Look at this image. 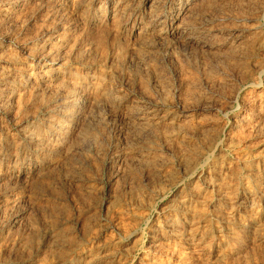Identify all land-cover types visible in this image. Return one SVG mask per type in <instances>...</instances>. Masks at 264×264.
I'll return each mask as SVG.
<instances>
[{
  "label": "rangeland",
  "instance_id": "1",
  "mask_svg": "<svg viewBox=\"0 0 264 264\" xmlns=\"http://www.w3.org/2000/svg\"><path fill=\"white\" fill-rule=\"evenodd\" d=\"M67 1L0 0V264H264V0Z\"/></svg>",
  "mask_w": 264,
  "mask_h": 264
},
{
  "label": "bare ground",
  "instance_id": "2",
  "mask_svg": "<svg viewBox=\"0 0 264 264\" xmlns=\"http://www.w3.org/2000/svg\"><path fill=\"white\" fill-rule=\"evenodd\" d=\"M65 1H66V0H65ZM255 1H256V0H255ZM61 2H62V0H61ZM90 2H91V1H90ZM140 2H141V1H140ZM213 2H214V1H213ZM48 3H49V2H48ZM136 3H137V2H136ZM178 3H179V2H178ZM200 3H201V2H200ZM224 3H225V2H224ZM241 3H242V2H241ZM263 3H264V2H263ZM63 4H64V3H63ZM67 4H69V5H74V4H75V0H68V1H67ZM202 4H203V3H202ZM206 4H207V3H206ZM217 4H218V3H217ZM254 4H255V3H254ZM61 5H62V4H61ZM81 5H82V4H81ZM83 5H84V4H83ZM118 5H119V4H118ZM198 5H199V4H198ZM200 5H201V4H200ZM175 6H176V5H175ZM201 6H202V5H201ZM64 7H65V6H64ZM82 7H83V6H82ZM85 7H86V6H85ZM115 7H116V6H115ZM117 7H118V6H117ZM196 7H197V6H196ZM211 7H212V6H211ZM211 7H210V9H211ZM244 7H245V6H244ZM71 8H72V7H71ZM74 8H75V7H74ZM83 8H84V7H83ZM198 8H199V7H198ZM206 8H207V7H206ZM215 8H216V7H215ZM111 9H112V8H111ZM71 10H74V9H71ZM77 10H78V9H77ZM87 10H88V9H87ZM114 10H115V8L112 9V10H110V11H114ZM176 10H177V9H176ZM201 10H202V9H201ZM226 10H227V9H226ZM51 11H52V10H51ZM102 11H103V10H102ZM86 12H87V11H86ZM95 12H96V11H95ZM117 12H118V11H117ZM98 13H99V12H98ZM107 13H108V12H107ZM187 13H188V12H187ZM217 13H219V12H217ZM225 13H226V12H225ZM81 14H82V12H81ZM160 14H161V13H160ZM226 14H227V13H226ZM57 15H58V14H57ZM98 15H99V14H98ZM101 15H102V14H101ZM103 15H104V14H103ZM187 15H188V14H187ZM207 15H208V14H207ZM236 15H237V14H236ZM85 16H86V15H85ZM91 16H92V15H91ZM91 16H89V17H91ZM93 16H95V15H93ZM159 16H160V15H159ZM185 16H186V15H185ZM238 16H239V15H238ZM238 16H236V17H238ZM98 17H99V16H98ZM113 17H114V16H113ZM118 17H119V15H118ZM92 18H93V17H92ZM104 18H105V17H104ZM114 18H115V17H114ZM121 18H122V17H121ZM205 18H206V17H205ZM246 18H247V17H246ZM100 19H101V18H100ZM117 19H118V18H117ZM117 19H116V20H117ZM119 19H120V18H119ZM200 19H201V18H200ZM200 19H199V20H200ZM85 20H86V19H85ZM82 21H84V20H82ZM91 21H92V20H91ZM91 21H90V22H91ZM94 21H95V19H94ZM117 21H118V20H117ZM191 21H192V20H191ZM95 22L100 23V21H97V20H96ZM114 22L116 23V21H114ZM180 22H181V21H180ZM187 22H188V21H187ZM208 22H209V21H208ZM111 23H112V22H111ZM118 23H119V22H118ZM198 23H199V22H198ZM93 24H94V23H93ZM116 24H117V23H116ZM254 24H255V23H254ZM198 25H199V24H198ZM223 25H224V24H223ZM229 25H230V24H229ZM116 26H117V25H116ZM149 26H150V25H149ZM182 26H183V25H182ZM182 26H181V27H182ZM184 26H185V25H184ZM236 26H237V25H236ZM104 27H105V26H104ZM151 27H152V26H151ZM205 27H206V26H205ZM240 27H241V26H240ZM244 27H245V26H244ZM148 28H149V27H148ZM152 28H153V27H152ZM217 28H218V27H217ZM229 28H230V27H229ZM113 29H114V28H113ZM113 29H112V30H113ZM120 29H121V28H120ZM106 30H107V29H106ZM141 30H142V29H141ZM143 30H144V29H143ZM173 30H174V29H173ZM200 30H201V29H200ZM145 31H147V30L145 29ZM197 31H198V30H197ZM119 32H120V31H119ZM149 32H150V31H149ZM155 32H156V31H155ZM171 32H172V33H171L170 35H173V36L177 37V39H178V38H181L182 41H183V39L186 40V41L188 40V38L185 37V35L183 34V31H180V28H179V27L177 28V31H176V30H174V31L171 30ZM115 33H116V31H115ZM143 33H144V32H143ZM157 33H158V31H157ZM120 34H121V33H120ZM139 34H140V33H139ZM139 34H137V35H139ZM147 34H148V33H147ZM155 34H156V33H155ZM158 34H159V33H158ZM185 34H186V33H185ZM140 35H141V37H142V34H140ZM115 36H116V35H115ZM93 37H94V36H93ZM143 37H144V36H143ZM143 37H142V38H143ZM146 37H147V35H146ZM74 38H75V37H74ZM111 38H112V37H111ZM115 38H116V37H115ZM149 38H151V37H149ZM149 38H148V39H149ZM173 38H174V37H173ZM192 38H193V37H192ZM64 39H65V38H64ZM137 39H138V38H137ZM152 39H153V38H152ZM161 39H162V38H161ZM190 39H191V38H190ZM195 39H196V38H195ZM115 40H116V39H115ZM142 40H143V39H142ZM252 40H253V39H252ZM138 41H141V40L138 39ZM144 41H145V38H144ZM147 41H148V40H147ZM147 41H146V42H147ZM153 41H154V40H153ZM186 41H185V43H187ZM176 42H177V41H176ZM191 42H193V41H191ZM207 42H208V41H207ZM232 42H233V41H232ZM70 43H71V42H70ZM114 43H115V42H114ZM137 43H138V42H137ZM142 43H144V42H142ZM148 43H149V42H148ZM148 43H146V44H148ZM93 44H94V43H93ZM93 44H92V45H93ZM139 44H141V43H139ZM44 45H45V44H44ZM115 45H116V44H115ZM115 45H114V46H115ZM121 45L123 46V44H121ZM143 45H144V44H143ZM143 45H142V46H143ZM80 46H81V45H80ZM93 46H94V45H93ZM95 46H96V44H95ZM98 46H99V45H98ZM105 46H106V44H105ZM116 46H118V45H116ZM248 46H249V45H248ZM91 47H92V46H91ZM106 47H107V46H106ZM144 47H145V45H144ZM232 47H233V46H232ZM236 47H237V46H236ZM37 48H38V47H37ZM56 48H57V47H56ZM69 48H70V47H69ZM95 48H96V47H95ZM102 48H103V47H102ZM246 48H247V47H246ZM57 49H58V48H57ZM117 49H118V48H117ZM123 49H124V47H122V50H123ZM141 49H142V48H141ZM198 49H199V48H198ZM233 49H234V48H233ZM238 49H239V48H238ZM238 49H237V50H238ZM251 49H252V48H251ZM58 50H59V49H58ZM70 50H71V49H70ZM70 50H69V51H70ZM73 50H74V49H73ZM114 50H115V49H114ZM119 50H120V49H119ZM119 50H118V52H119ZM231 50H232V48H231ZM253 50H254V48H253ZM77 51H78V50H77ZM100 51H101V50H100ZM103 51H104V48H103ZM103 51H102V52H103ZM131 51H132V50H131ZM138 51H139V50H138ZM201 51H202V50H201ZM222 51H223V50H222ZM104 52H105V51H104ZM104 52H103V53H104ZM146 52H147V51H146ZM216 52H217V51H216ZM232 52H233V51H232ZM246 52H247V51H246ZM248 52H249V50H248ZM121 53H122V52H121ZM121 53H120V54H121ZM133 53H135V52H133ZM140 53H141V51H140ZM144 53H145V52H144ZM212 53H213V51H212ZM230 53H231V52H230ZM94 54H95V53H94ZM104 54H105V53H104ZM123 54H124V53H123ZM150 54H151V53H150ZM231 54H232V53H231ZM242 54H243V52H242ZM244 54H245V50H244ZM244 54H243V55H244ZM84 55H85V54H84ZM117 55H118V54H117ZM240 55H241V54H240ZM246 55H247V54H246ZM145 56H146V54H145ZM227 56H228V55H227ZM232 56H234V55L232 54ZM249 56H250V55H249ZM3 57H4V56H3ZM111 57H112V56H111ZM120 58H122V57H120ZM138 58H139V57H138ZM229 58H230V57H229ZM233 58H234V57H233ZM112 59H113V58H112ZM117 59H119V57H118ZM139 59H140V58H139ZM244 59H245V58H244ZM247 59H248V58H247ZM96 60H97V59H96ZM137 60H138V59H137ZM140 60H141V59H140ZM143 60H144V59H143ZM204 60H205V59H204ZM252 60H253V59H252ZM102 61H103V60H102ZM120 61H121V60H120ZM233 61H234V60H233ZM246 61H247V60H246ZM246 61H245V62H246ZM142 62H143V61H142ZM82 63H83V62H82ZM109 63H110V62H109ZM225 63H226V62H225ZM229 63H230V61H229ZM229 63H228V64H229ZM233 63H234V62H233ZM242 63H243V62H242ZM228 64H227V65H228ZM231 64H232V63H231ZM147 65H148V64H147ZM152 66H153V65H152ZM241 66H242V65H241ZM243 66H244V65H243ZM112 67L114 68V66H112ZM178 67H179V66H178ZM115 68H116V67H115ZM181 68H182V67H181ZM233 68H234V67H233ZM20 69H21V68H20ZM49 69H50V68H49ZM182 69H183V68H182ZM182 69H180V70H182ZM239 69H240V68H239ZM117 70H118V69H117ZM117 70H116V71H117ZM26 71H27V70H26ZM67 71H68V70H67ZM73 71H74V70H73ZM241 71H242V70H241ZM54 72H55V71H54ZM57 72H58V71H57ZM59 72H60V71H59ZM101 72H102V70H101ZM101 72H99V73H101ZM115 73H116V72H115ZM179 73H180V72H179ZM107 74H108V73H107ZM210 74H211V73H210ZM213 74H214V73H213ZM224 74H225V73H224ZM248 74H249V73H248ZM0 75H1V74H0ZM62 75H63V74H62ZM71 75H72V74H71ZM101 75H102V74H101ZM178 75H179V74H178ZM194 75H195V74H194ZM194 75H193V76H194ZM1 76H2V75H1ZM75 76H76V75H75ZM75 76H74V77H75ZM142 76H143V75H142ZM187 76H188V75H187ZM189 76H190V75H189ZM195 76H196V75H195ZM214 76H215V75H214ZM218 76H219V75H218ZM32 77H33V76H32ZM57 77H58V75H57ZM78 77H79V76H77V79H78ZM145 77H146V76H145ZM159 77H160V76H159ZM49 78H50V77H49ZM81 78H82V77H81ZM190 78H191V77H190ZM209 78H210V77H209ZM218 78H219V77H218ZM51 79H52V78H51ZM93 79H94V78H93ZM57 80H58V79H57ZM57 80H56V81H57ZM98 80H99V79H98ZM187 80H189V79H187ZM191 80H192V79H191ZM193 80H194V79H193ZM193 80H192V81H193ZM210 80H211V79H210ZM38 81H39V80H38ZM50 81H51V80H50ZM52 81H53V80H52ZM72 81H73V80H72ZM78 81H79V80H78ZM81 81H82V80H81ZM137 81H138V80H137ZM160 81H161V80H160ZM20 82H21V81H20ZM83 82H84V81H83ZM85 82H86V81H85ZM85 82H84V83H85ZM92 82H93V81H92ZM92 82H91V83H92ZM194 82H195V81H194ZM11 83H12V82H11ZM70 83H71V82H70ZM96 83H97V82H96ZM189 83H191V82H189ZM189 83H188V84H189ZM58 84H62V83L60 82V83H58ZM78 84H79V83H78ZM94 84H95V83H94ZM164 84H165V83H164ZM53 85H54V84H53ZM71 85H72V84H70V88H71ZM76 85H77V84H76ZM185 85H186V84H185ZM192 85H193V84H192ZM57 86H58V85H57ZM59 86H60V85H59ZM61 86H62V85H61ZM63 86H64V85H63ZM72 86H73V85H72ZM82 86H83V85H82ZM105 86H106V85H105ZM105 86H104V87H105ZM166 86H167V85H166ZM193 86H194V85H193ZM19 87H20V86H19ZM89 87H90V86H89ZM152 87H153V86H152ZM185 87L188 88L187 86H185ZM185 87H184V88H185ZM189 87H190V85H189ZM78 88H79V87H78ZM139 88H140V87H139ZM146 88H147V87H146ZM169 88H170V87H169ZM74 89H75V87H74ZM76 89H77V88H76ZM180 89H181V88H180ZM191 89H194V88H191ZM196 89H197V88H196ZM64 90H67V89H64ZM71 90H72V89H71ZM83 90H84V88H83ZM92 90H93V88H92ZM107 90H108V89H107ZM107 90H106L105 92H107ZM186 90H187V89H185L184 91L186 92ZM1 91H2V90H1ZM32 91H33V90H32ZM88 91H89V90H88ZM117 91H118V90H117ZM196 91H197V90H196ZM67 92H68V90H67ZM94 92H95V96H96V97H98V96L101 97L102 95H105V94H104V91H103V88H101V85H100V86H96ZM148 92H149V91H148ZM48 93H49V92H48ZM70 93H71V92H70ZM70 93H69V94H70ZM72 93H73V92H72ZM84 93H85V92H84ZM108 93H109V91H108ZM183 93H184V92H183ZM188 93H189V92H188ZM188 93H187V94H188ZM190 93H191V92H190ZM190 93H189V95H190ZM33 94H34V93H33ZM110 94H111V93H109V95H110ZM180 94H181V93H180ZM185 94H186V93H185ZM67 95H68V93H67ZM74 95H75V94H74ZM106 95H107V94H106ZM59 96H60V95H59ZM70 96H71V95H70ZM110 96H111V95H110ZM149 96H150V95H149ZM100 97H99V98H100ZM184 97H185V96H184ZM192 97H193V96H192ZM94 98H95V97H94ZM101 98H102V97H101ZM109 98L111 99L112 97H109ZM151 98H152V97H151ZM52 99H53V98H52ZM88 99H90V98H88ZM95 99H96V98H95ZM178 99H179V98H178ZM188 99H189V98H188ZM191 99H192V98H190L189 100H191ZM102 100L104 101L103 98H102ZM112 100H113V99H112ZM161 100H162V99H161ZM168 100H169V99H168ZM182 100H183V99H182ZM186 100H187V99H186ZM189 100H188V101H189ZM49 101H50V100H49ZM91 101H92V100H91ZM116 101H117V100H116ZM188 101H187V102H188ZM119 102H120V101H119ZM98 103H99V102H98ZM103 103H104V102H103ZM132 103H133V102H132ZM168 103H169V102H168ZM89 104H90V103H89ZM108 104H109V103H108ZM111 104H112V103H111ZM61 105H62V104H61ZM81 106H82V105H81ZM84 106H85V105H84ZM111 107H112L113 109H117V108H118V104L114 101V103H113V105H112ZM258 107H259V106H258ZM260 107H261V106H260ZM19 108H20V107H19ZM59 108H60V107H59ZM102 108H103V107H102ZM140 109H141V108H140ZM262 109H263V108H262ZM186 110H188V108H187ZM36 111H37V110H36ZM32 112H33V111H32ZM36 113H37V112H36ZM80 113H81V112H80ZM111 113H112V112H111ZM117 113H118V111H117ZM135 113H136V112H135ZM114 114H116V112H115ZM174 114H176V113H174ZM200 114H201V113H200ZM23 115H24V114H23ZM135 115H136V114H135ZM155 115H156V114H155ZM161 115H163V114H161ZM253 115H254V114H253ZM87 116H88V115H87ZM98 116H99V115H98ZM197 116H198V115H197ZM203 117H204V115H203ZM83 118H84V117H83ZM109 118H110V117H109ZM112 118H113V117H112ZM159 118H160V117H159ZM161 118H162V116H161ZM163 118H164V117H163ZM143 119H144V118H143ZM170 119H172V118H170ZM170 119H168V120H170ZM130 120H131V119H130ZM139 120H140V119H139ZM173 120H174V119H173ZM186 120H187V119H186ZM196 120H197V119H196ZM145 121H146V120H145ZM152 121H153V120H152ZM157 121H158V120H157ZM165 121H166V120H165ZM179 121H180V120H179ZM197 121H198V120H197ZM140 122H141V120H140ZM140 122H137V123H139V125H141ZM142 122H144V121H142ZM149 122H150V121H149ZM153 122H154V121H153ZM161 122H162V121H161ZM161 122H159V123H161ZM173 122H174V121H173ZM177 122H178V121H177ZM184 122H188V120H187V121H184ZM184 122H183V123H184ZM261 122H262V121H261ZM150 123H151V122H150ZM178 123H179V122H178ZM183 123H182V124H183ZM255 123H257V120H256ZM64 124H65V123H64ZM131 124H133V123H131ZM156 124H157V123H156ZM163 124H165V122L162 123V125H163ZM171 124H172V123H171ZM186 124H187V123H186ZM198 124H199V123H198ZM220 124H221V123H220ZM248 124H249V123H248ZM82 125H83V124H82ZM135 125H136V123H135ZM147 125L149 126V124H147ZM154 125H155V123H154ZM167 125H168V124H167ZM190 125H191V124H190ZM130 126H131V125H130ZM143 126H146L145 123H144ZM150 126H151V124H150ZM156 126H157V125H156ZM156 126H155V128H156ZM158 126H159V125H158ZM193 126H194V125H193ZM81 127H82V126H81ZM85 127H86V126H85ZM135 127L138 128L137 126H135ZM146 127H147V126H146ZM159 127H160V126H159ZM176 127H177V126H176ZM180 127H182V126H180ZM187 127H188V126H187ZM189 127H191V126H189ZM194 127H195V126H194ZM82 128H83V127H82ZM87 128H88V126H87ZM149 128H150V127H149ZM167 128H168V127H167ZM182 128H184V127H182ZM33 129H34V128H33ZM84 129H85V128H84ZM90 129H91V128H90ZM143 129H144V127H143ZM150 129H151V128H150ZM157 129H158V128H157ZM170 129H171V128H170ZM178 129H179V126H178ZM189 129H190V128H189ZM212 129H213V128H212ZM24 130H26V129H24ZM36 130H37V129H36ZM91 130H92V129H91ZM91 130H90V131H91ZM101 130H102V129H101ZM148 130H149V129H148ZM181 130H182V129H181ZM183 130H184V129H183ZM197 130H199V128H198ZM30 131H32V130H30ZM82 131H84V130H82ZM92 131L94 132V130H92ZM143 131H144V130H143ZM143 131H142V133H141V132H140V133L143 134ZM165 131H166V130H165ZM165 131H164V132H165ZM167 131H168V130H167ZM201 131H202V130H201ZM248 131H249V130H248ZM86 132H89L88 129L86 130ZM168 132H169V131H168ZM29 133H30V132H29ZM31 133H32V132H31ZM66 133H67V132H66ZM136 133H137V132H136ZM136 133H134V134H136ZM140 133H139V134H140ZM149 133H150V131H149ZM151 133H152V132H151ZM169 133H170V132H169ZM233 133H234V132H233ZM37 134H38V133H37ZM81 134H84V133H81ZM90 134H91V133H90ZM90 134H89V135H90ZM97 134H98V133H97ZM165 134H167V132H165ZM253 134H254V133H253ZM29 135H30V134H29ZM32 135L34 136V134H32ZM76 135H77V134H76ZM91 135H92V134H91ZM91 135H90V136H91ZM24 136H25V135H24ZM33 136H32V137H33ZM83 136H85V135H83ZM163 136H164V134H163ZM166 136H167V135H166ZM186 136H187V135H186ZM26 137H27V136H26ZM86 137H88V134H87ZM95 137H96V136H95ZM95 137H94V138H95ZM140 137H142V136H140ZM156 137H157V136H156ZM238 137H240V136H238ZM1 138H2V137H1ZM8 138H9V137H8ZM10 138H11V137H10ZM77 138H78V137H77ZM77 138H75V139H77ZM79 138H80V137H79ZM98 138H99V137H98ZM98 138H96V139H98ZM207 138H208V137H207ZM30 139H31V137H30ZM33 139H34V138H33ZM82 139H83V138H82ZM84 139H85V138H84ZM87 139H88V138H87ZM90 139H91V138H89V140H90ZM138 139H139V138H138ZM158 139H159V138H158ZM183 139H184V138H183ZM201 139H202V138H201ZM226 139H227V138H226ZM236 139H237V138H236ZM56 140H57V139H56ZM93 140H94V139H92V142H93ZM126 140H127V139H126ZM141 140H142V139H141ZM180 140H182V138H181ZM237 140H238V139H237ZM237 140H236V141H237ZM39 141H40V140H39ZM39 141H38V144H41V142H39ZM63 141H64V140H63ZM65 141H66V140H65ZM84 141H85V140H84ZM87 141H88V140H87ZM96 141H97V140H96ZM173 141H175V140H173ZM224 141H225V140H224ZM241 141H242V140H241ZM139 142H140V141H139ZM150 142H151V141H150ZM153 142H154V141H152V143H153ZM159 142H160V139H159ZM60 143H61V142H60ZM64 143H65V142H64ZM89 143H90V142H89ZM94 143L96 144V142H94ZM99 143H100V142H99ZM145 143H146V142H145ZM176 143H177V142H176ZM82 144H83V143H82ZM86 144H88V143H86ZM91 144H92V143H91ZM150 144H151V143H150ZM172 144H173V143H172ZM21 145H22V144H21ZM46 145H47V144H46ZM48 145H49V144H48ZM83 145H85V142H84ZM83 145H81V147H82ZM142 145H143V144H142ZM9 146H10V145H9ZM14 146H15V145H14ZM157 146H158V145H157ZM247 146H248V145H247ZM47 147H49V146H47ZM50 147H51V146H50ZM96 147H97V146H96ZM96 147H95V148H96ZM98 147H99V146H98ZM134 147H135V146H134ZM151 147H152V146H151ZM249 147H250V146H249ZM249 147H248V149H249ZM254 147H255V146H254ZM263 147H264V146H263ZM82 148H83V147H82ZM101 148H102V147H101ZM153 148H154V147H153ZM177 148H178V147H177ZM2 149H3V148H2ZM60 149H61V148H60ZM98 149H99V148H98ZM32 150H33V149H32ZM50 150H51V149H50ZM55 150H56V149H55ZM104 150H105V149H104ZM263 150H264V149H263ZM35 151H36V150H35ZM158 151H159V150H158ZM168 151H169V150H168ZM220 151H221V150H220ZM260 151H261V150H260ZM84 152H85V151H84ZM125 152H126V151H125ZM56 153H57V152H56ZM104 153H105V152H104ZM143 153H144V152H143ZM164 153H165V152H164ZM164 153H163V154H164ZM179 153H180V152H179ZM81 154H82V153H81ZM87 154H88V153H87ZM98 154H99V153H98ZM221 154H222V153H221ZM261 154H262V153H261ZM68 155H69V154H68ZM129 155H130V154H129ZM149 155H150V154H149ZM210 155H211V154H210ZM89 156H90V155H89ZM89 156H88V157H89ZM140 156H141V155H140ZM140 156H139V157H140ZM221 156H222V155H221ZM235 156H236V155H235ZM248 156H249V155H248ZM250 156H251V155H250ZM49 157H50V156H49ZM58 157H59V156H58ZM77 157H78V155H77ZM86 157H87V156H86ZM103 157H104V156H103ZM161 157H162V156H161ZM206 157H207V156H206ZM51 158H52V157H51ZM54 158L56 159V157H54ZM81 158H82V157H81ZM104 158H105V157H104ZM159 158H160V157H159ZM180 158H181V157H180ZM235 158H236V157H235ZM55 159H53V160H55ZM57 159H58V158H57ZM64 159H65V158H64ZM69 159H70V158H69ZM140 159H141V157H140ZM144 159H145V158H144ZM147 159H149V158H147ZM147 159H145V160H147ZM241 159H242V158H241ZM48 160H49V159H48ZM79 160H80V159H79ZM145 160L143 161V163L146 162ZM151 160H153V159H151ZM157 160H158V159H157ZM160 160H162V159H160ZM222 160H223V159H222ZM74 161H75V160H74ZM85 161H86V160H85ZM141 161H142V160H141ZM228 161H229V160H228ZM47 162H48V161H47ZM52 162H53V161H52ZM55 162H56V161H55ZM55 162H54V163H55ZM65 162H66V161H65ZM65 162H64V163H65ZM98 162H99V161H98ZM241 162H242V161H241ZM256 162H257V161H256ZM263 162H264V161H263ZM37 163H38V162H37ZM151 163H152V162H151ZM169 163H170V162H169ZM60 164H61V163H60ZM206 164H207V163H206ZM218 164H219V163H218ZM244 164H245V163H244ZM56 165H57V164H56ZM99 165H100V164H99ZM141 165H142V164H141ZM143 165H144V164H143ZM143 165H142V166H143ZM150 165H151V164H150ZM153 165H154V164H153ZM160 165H161V164H160ZM245 165H246V164H245ZM245 165H243V166L245 167ZM24 166H25V165H24ZM142 166H141V167H142ZM66 167H67V165H66ZM74 167H75V166H74ZM126 167H127V166H126ZM145 167H146V166H145ZM150 167H151V166H150ZM171 167H172V166H171ZM251 167H252V166H251ZM254 167H255V166H254ZM50 168H51V167H50ZM186 168H187V167H186ZM245 168L248 169V167H245ZM52 169H53V168H52ZM65 169H66V168H65ZM99 169H100V168H99ZM167 169H169V168H167ZM167 169H166V170H167ZM193 169H194V168H193ZM227 169H228V168H227ZM236 169H237V168H236ZM236 169H235V170H236ZM241 169H242V168H241ZM250 169H251V168H250ZM58 170H59V169H58ZM66 170H68V169H66ZM131 170H132V169H131ZM135 170H136V168H135ZM182 170H183V169H182ZM182 170H181V171H182ZM203 170H204V169H203ZM43 171H44V170H43ZM47 171H48V170H47ZM84 171H85V170H84ZM95 171H96V170H95ZM126 171H128V170H126ZM236 171H237V170H236ZM236 171H235V172H236ZM253 171H254V170H252V172H253ZM75 172H76V171H75ZM221 172H222V171H221ZM235 172H234V173H235ZM249 172H250V171H249ZM254 172H255V171H254ZM90 173H91V172H90ZM183 173H185V172H183ZM187 173H188V172H187ZM246 173H247V171H246ZM246 173H245V174H246ZM232 174H233V172H232ZM236 174H237V173H236ZM245 174H244V176H245ZM248 174H249V173H248ZM252 174H253V173H252ZM147 175H148V174H147ZM177 175H178V174H177ZM180 175H181V174H180ZM209 175H210V174H209ZM246 175H247V174H246ZM254 175H255V173H254ZM262 175H263V174H262ZM190 176H191V175H190ZM207 176H208V175H207ZM242 176H243V175H242ZM79 177H80V175H79ZM147 177H148V176H147ZM161 177H162V176H161ZM214 177H215V176H214ZM233 177H234V176H233ZM237 177H238V176H237ZM245 177H246V176H245ZM228 179H229V178H228ZM232 179H233V178H232ZM81 180H82V179H81ZM86 180H87V179H86ZM96 180H97V179H96ZM256 180H257V179H256ZM260 180H261V179H260ZM26 181H27V179H26ZM234 181H235V180H234ZM74 182H75V181H74ZM222 182H223V181H222ZM237 182H238V180H237ZM237 182H236V183H237ZM241 182H242V180H241ZM250 182H251V181H250ZM254 182H255V180H254ZM259 182H260V181H259ZM211 183H212V182H211ZM224 183H225V182H224ZM231 183H232V181H231ZM244 183H245V182H244ZM246 183H247V182H246ZM255 183H257V182H255ZM3 184H4V183H3ZM27 184H28V183H27ZM50 184H51V183H50ZM229 184H230V183H229ZM22 185H23V184H22ZM247 185H248V184H247ZM253 185H254V184H253ZM26 186H27V185H26ZM38 186H40V185H38ZM114 186H115V185H114ZM117 186H118V185H117ZM135 186H136V185H135ZM244 186H245V185H244ZM248 186H249V185H248ZM254 186H255V185H254ZM257 186H258V185H257ZM22 187H23V186H22ZM36 187H37V186H36ZM40 187H41V186H40ZM49 187H50V186H49ZM49 187H48V188H49ZM51 187H52V186H51ZM94 187H95V186H94ZM187 187H188V185H187ZM246 187H247V186H246ZM116 188H118V187H116ZM229 188H230V187H229ZM24 189H25V188H24ZM192 189H193V188H192ZM196 189H197V188H196ZM196 189H195V190H196ZM0 190H1V189H0ZM51 190H52V189H51ZM65 190H66V189H65ZM229 190H230V189H229ZM249 190H250V189H249ZM2 191H3V190H2ZM66 191H67V190H66ZM76 191H77V190H76ZM76 191H75V192H76ZM122 191H123V190H122ZM133 191H134V190H133ZM188 191H189V190H188ZM28 192H29V191H28ZM67 192H68V191H67ZM125 192H126V191H125ZM140 192H141V191H140ZM203 192H204V191H203ZM120 193H121V192H120ZM120 193H119V194H120ZM127 193H128V192H127ZM27 194H28V193H27ZM56 194H57V193H56ZM80 194H81V193H80ZM80 194H79V195H80ZM133 194H134V193H133ZM189 194H190V193H189ZM57 195H58V194H57ZM116 195H117V194H116ZM202 195H203V194H202ZM15 196H16V195H15ZM127 196H128V195H127ZM135 196H136V195H135ZM219 196H220V195H219ZM233 196H234V195H233ZM123 197H124V196H123ZM30 198H31V197H30ZM221 198H222V197H221ZM233 198H234V197H233ZM35 199H36V198H35ZM139 199H140V198H139ZM3 200H4V199H3ZM32 200H33V198H32ZM62 200H63V198H62ZM228 200H229V198H228ZM35 201H36V200H35ZM48 201H49V200H48ZM76 201H77V200H76ZM195 201H196V200H195ZM195 201H194V202H195ZM199 201H200V200H199ZM204 201H206V200H204ZM230 201H231V200H230ZM54 202H55V201H54ZM60 202H61V201H60ZM98 202H99V201H98ZM174 202H175V201H174ZM190 202H191V201H190ZM192 202H193V201H192ZM221 202H222V201H221ZM134 203H135V202H134ZM197 203H198V202H197ZM203 203H204V202H203ZM7 204H8V203H7ZM13 204H14V203H13ZM59 204H60V203H59ZM62 204H63V203H62ZM137 204H138V203H137ZM223 204H224V203H223ZM244 204H245V203H244ZM66 205H67V204H66ZM40 206H42V205H40ZM47 206H48V205H47ZM96 206H97V205H96ZM198 206H200V205H198ZM203 206H204V204H203ZM230 206H231V204H230ZM241 206H242V205H241ZM61 207H62V206H61ZM78 207H79V206H78ZM175 208H176V207H175ZM177 208H178V207H177ZM198 208H199V207H198ZM201 208H202V207H201ZM87 209H88V208H87ZM195 209H196V208H195ZM202 209H203V208H202ZM217 209H218V208H217ZM181 210H182V209H181ZM199 210H200V208H199ZM203 210H204V209H203ZM256 211H258V210H256ZM198 212H199V211H198ZM200 212H201V211H200ZM204 212H205V211H204ZM218 212H219V211H218ZM53 213H54V211H53ZM59 213H60V212H59ZM190 213H191V212H190ZM51 214H52V213H51ZM68 215H69V214H68ZM189 215H190V214H189ZM195 215H196V214H195ZM219 215H222V214H219ZM59 216H60V215H59ZM201 216H202V215H201ZM56 217H57V216H56ZM69 217H70V215H69ZM180 217H181V216H180ZM190 217H191V216H190ZM208 217H209V216H208ZM215 218H216V217H215ZM83 219H84V218H83ZM169 219H170V218H169ZM192 219H193V218H192ZM198 219H199V218H198ZM28 220H29V219H28ZM173 220H174V219H173ZM225 220H226V219H225ZM95 221H96V220H95ZM170 221H171V220H170ZM52 222H53V220H52ZM193 222H194V221H193ZM53 223H54V222H53ZM81 224H82V222H81ZM172 224H173V223H172ZM174 225H175V224H174ZM188 225H189V224H188ZM228 225H229V224H228ZM243 225H244V224H243ZM176 226H177V225H176ZM88 227H89V226H88ZM207 227H208V226H207ZM215 227H216V226H215ZM224 227H225V226H224ZM245 227H246V226H245ZM171 228H172V227H171ZM260 228H261V227H260ZM161 229H162V228H161ZM187 229H188V228H187ZM190 229H191V228H190ZM202 229H203V228H202ZM214 229H215V228H214ZM253 229H254V228H253ZM247 230H248V229H247ZM92 231H93V230H92ZM126 231H127V229H126ZM176 231H177V230H176ZM181 231H182V230H181ZM205 231H206V230H205ZM232 231H234V230H232ZM242 231H243V230H242ZM35 232H36V231H35ZM164 232H165V231H164ZM188 232H189V231H188ZM216 232H217V231H216ZM262 232H263V231H262ZM233 233H234V232H233ZM237 233H238V232H237ZM260 233H261V232H260ZM82 234H83V232H82ZM12 235H13V234H12ZM179 235H180V234H179ZM181 235H182V233H181ZM245 235H246V234H245ZM160 236H161V235H160ZM217 236H218V235H217ZM252 236H253V235H252ZM12 237H13V236H12ZM20 237H21V236H20ZM52 237H53V236H52ZM73 237H74V236H73ZM189 237H190V236H189ZM189 237H187V238H189ZM232 237H233V236H232ZM236 237H237V236H236ZM240 237H241V236H240ZM69 238H70V237H69ZM194 238H195V237H194ZM216 238H217V237H216ZM233 238H234V237H233ZM255 238H256V237H255ZM11 239H12V238H11ZM17 239H18V238H17ZM53 239H54V238H53ZM74 239H75V238H74ZM180 239H181V238H180ZM252 239H253V238H252ZM54 240H55V239H54ZM238 240H241V239L238 238ZM71 241H72V240H71ZM172 241H173V240H172ZM207 241H208V240H207ZM232 241H234V239H233ZM236 241H237V240H236ZM245 241H246V240H245ZM247 241H248V240H247ZM261 241H262V240H261ZM210 242H211V241H210ZM221 242H222V241H221ZM39 243H40V242H39ZM236 243H237V242H236ZM42 244H43V243H42ZM75 244H76V243H75ZM244 244H245V243H244ZM255 245H256V244H255ZM42 246H43V245H42ZM204 247H205V246H204ZM109 248H110V247H109ZM223 248H224V247H223ZM50 249H51V248H50ZM76 249H77V248H76ZM174 249H175V247H174ZM176 249H177V248H176ZM260 249H261V248H260ZM52 250H53V249H52ZM90 250H91V249H90ZM96 250H97V249H96ZM107 250H108V249H107ZM205 250H206V249H205ZM256 250H257V249H256ZM112 251H113V250H112ZM160 251H161V250H160ZM177 251H178V249H177ZM201 251H202V250H201ZM258 251H259V250H258ZM204 252H205V251H204ZM8 253H9V252H8ZM109 253H110V252H109ZM109 253H107V254L109 255ZM44 254H45V253H44ZM4 255H5V254H4ZM65 255H66V254H65ZM231 255H232V254H231ZM234 255H235V254H234ZM224 256H225V255H224ZM73 257H74V256H73ZM36 258H37V257H36ZM58 258H59V257H58ZM70 258H71V257H70ZM94 258H95V257H94ZM176 258H177V257H176ZM220 259H221V258H220ZM230 259H231V258H230ZM106 260H107V259H106ZM188 260H189V259H188ZM114 261H115V260H114ZM214 261H215V260H214ZM216 261H217V260H216ZM4 262H5V261H4ZM241 262H242V261H241ZM87 263H88V262H87ZM95 263H96V262H95ZM213 263H214V262H213ZM58 264H59V263H58ZM114 264H115V263H114ZM216 264H217V263H216ZM245 264H246V263H245Z\"/></svg>",
  "mask_w": 264,
  "mask_h": 264
}]
</instances>
